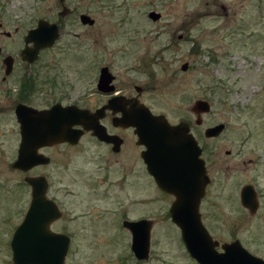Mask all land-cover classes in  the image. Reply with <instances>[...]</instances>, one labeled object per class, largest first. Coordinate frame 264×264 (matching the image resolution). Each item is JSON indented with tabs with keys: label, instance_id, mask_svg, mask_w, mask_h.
Listing matches in <instances>:
<instances>
[{
	"label": "rangeland",
	"instance_id": "374dc122",
	"mask_svg": "<svg viewBox=\"0 0 264 264\" xmlns=\"http://www.w3.org/2000/svg\"><path fill=\"white\" fill-rule=\"evenodd\" d=\"M57 3L0 0V22L9 31L18 27L19 33L25 34L36 25L35 18L50 17ZM82 5L97 19L94 31H85L73 22L62 30L55 49L43 53V60L56 59L58 70L66 77L63 82L78 85L76 68L83 47L91 48L98 63L109 65L123 79L133 77L134 84L148 85L145 103L172 121L185 119L196 98L206 100L210 109L201 114L203 126L225 125L210 142L217 164L228 158L225 149H235L240 143L250 150L255 144L264 147V0H84ZM150 10L160 13V18H149ZM19 33L0 35V47L15 51L22 45L23 35ZM185 61L194 66L186 73L181 71ZM239 65L242 76L235 79L231 71ZM250 70H255L254 79L246 84L254 91L242 101L237 95L245 87L242 79ZM2 104L0 98V264H12L10 239L24 216L29 193L23 182L25 174L12 167L19 125ZM46 153L52 161L40 171L59 185L69 171L82 165L74 159L67 163L63 146ZM147 194L148 199L134 200L131 215L136 219L144 212L148 214L145 217L155 220L150 231V258L143 262L132 258L128 237L123 231L106 227L105 217L112 213H103L102 221L95 226L81 219L69 223L74 240L65 264H198L187 253L179 227L167 215V198L151 185ZM59 197L66 201L62 192ZM220 199L213 197V206L201 220L218 241L217 247L222 250V242L236 232L247 248L264 257V226H260L264 222L248 215L233 216L235 219L225 216ZM79 202L77 198L75 212L81 211Z\"/></svg>",
	"mask_w": 264,
	"mask_h": 264
},
{
	"label": "flooded vegetation",
	"instance_id": "af4514ba",
	"mask_svg": "<svg viewBox=\"0 0 264 264\" xmlns=\"http://www.w3.org/2000/svg\"><path fill=\"white\" fill-rule=\"evenodd\" d=\"M57 2L55 8L50 7L52 8L50 17L35 18L36 25L39 20L55 23L58 36L51 46L40 49L33 60L23 58L22 50L25 47L33 46V43L26 44L24 37L28 30L36 25L27 29L24 34L19 33L18 27H15L13 31L7 30L0 22V35L7 37L18 35V33L23 35L21 37L22 45L15 51H5L0 47V98L3 100V109L7 112L11 111L16 121V108L20 105L38 111L48 110L56 104L62 107L74 106L81 115L80 122L71 126L78 134L77 138H74L72 142H53L39 147L37 152L48 157V162L35 165L25 171L19 169V172L25 174L23 182L29 193L26 210L31 201L32 186L25 181V177H40V180L45 182V198L50 200L59 211V217L50 223L49 228L53 232L67 236L68 249L74 240V236L68 228L70 222L81 219L80 221L84 224L89 223L90 226H95L96 223L99 224L102 221L103 213L105 215L112 213L109 218L105 217L106 227L111 226L112 229L123 231L128 237L131 257L135 258L137 262L146 261L150 258V248L147 259L136 258L131 249V232L125 222L146 218L150 219L151 225H153L155 220L145 217L148 214L144 212L140 213L141 217L134 219L131 215L134 200L148 199L147 190L151 185L155 191L167 198V215L170 218V207L175 198L173 194L163 191L150 174L146 160L148 157V155L146 156L148 149L146 142L149 143V139L143 138L141 142L136 128L129 122L134 115V102L147 106L144 95L148 94L149 86L134 84L133 77L123 79L112 71L109 65L98 63L99 59L93 49L84 47L80 57L81 63L76 68L78 85L63 82L66 77L58 70L56 59L49 57L47 60H43V53L55 49L62 30L69 24L78 22L83 30L92 33L97 19L91 11L82 5L84 0L77 2L57 0ZM221 8L226 13V7L222 5ZM150 11H148V17ZM81 15L88 17L86 22L81 21ZM8 56L11 63H5ZM41 58L45 63L43 61L39 63ZM193 67L192 62L185 61L181 64V71L186 73ZM199 99L204 100L196 98L195 101ZM147 107L153 114H161L149 106ZM188 112L185 119L177 121H172L167 117L166 119L170 125L185 121L188 125V132L201 148V157L204 160L205 175L208 180L199 202L200 219L202 220V216L213 206V197H217L221 198L218 202L225 216L248 215L264 222V147L261 144H255L251 151L250 146L240 143L235 149H225L228 158L217 164L216 160L213 161L217 157L210 144L214 137L205 136L207 127L203 126L202 113L197 114L191 108ZM124 117L126 120L120 122L119 118ZM86 125L98 127L96 129L86 128ZM224 129L225 125L223 124L219 135ZM18 132L17 152L21 143L20 126ZM201 139H204L203 143H201ZM56 146H63L66 153L68 151L72 154L71 156L69 153L68 155L65 153L67 163L71 159L82 163L77 169L69 171L61 185L53 177L40 171L42 167L52 161L51 156L45 154L46 150ZM256 147L258 149H255ZM73 155L77 157V160ZM60 192L67 197L66 201H61ZM77 198L80 201L78 203L81 207L80 212H75L74 209ZM260 226H264V223H261ZM98 227H101V224ZM235 233L222 244L238 242L249 253L264 259L263 256L255 254L247 248ZM217 249L220 251L219 247Z\"/></svg>",
	"mask_w": 264,
	"mask_h": 264
},
{
	"label": "water",
	"instance_id": "95a60500",
	"mask_svg": "<svg viewBox=\"0 0 264 264\" xmlns=\"http://www.w3.org/2000/svg\"><path fill=\"white\" fill-rule=\"evenodd\" d=\"M149 17L156 20L160 13L150 11ZM87 18L81 15L82 22H86ZM57 36L55 23L39 20L24 37L25 43H33V46L22 50L23 58L33 60L38 51L51 46ZM9 58L6 57L5 63H11ZM191 109L201 114L208 112L210 106L207 101L199 99L193 103ZM16 114L21 143L17 157L12 162L13 168L25 171L35 165L47 163L48 157L37 152L39 147L53 142H72L78 137L71 128L73 124L80 122L81 116L74 106L62 107L56 104L48 110L38 111L20 105L16 108ZM125 120V117L119 118L120 122ZM129 122L136 128L141 142L143 138L149 139V143L146 142V160L150 174L163 191L175 197L170 207V218L179 227L188 254L198 264H264V259L249 253L238 242L221 244L222 250L219 251L216 248L218 241L214 240L203 226L199 202L208 179L201 148L188 132L187 123L180 121L170 125L163 114L155 115L146 105L139 102H134V115ZM97 127L86 125V128ZM222 129L223 123L207 127L205 136H218ZM25 181L32 186L31 201L21 222L12 233V263L65 264L67 236L49 228L50 223L59 217V211L45 198V182L40 180V177L26 176ZM125 225L131 232V249L136 258L147 259L151 220L142 218L125 222Z\"/></svg>",
	"mask_w": 264,
	"mask_h": 264
},
{
	"label": "bare ground",
	"instance_id": "6f19581e",
	"mask_svg": "<svg viewBox=\"0 0 264 264\" xmlns=\"http://www.w3.org/2000/svg\"><path fill=\"white\" fill-rule=\"evenodd\" d=\"M249 59H250V61L253 60L251 56H249ZM256 60L258 61L259 59H256ZM231 73L235 77V79L240 78L242 76L241 75V70H240V65L237 67L236 70H232ZM254 75H255V70H250L248 76L247 77H243L242 82L244 83L245 87L243 89H241L240 93L237 95L240 100L243 101V98L246 95H250V94L253 93V91H254L253 88L250 87V86H247L246 82L248 80H250V79H254Z\"/></svg>",
	"mask_w": 264,
	"mask_h": 264
}]
</instances>
